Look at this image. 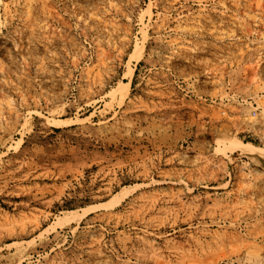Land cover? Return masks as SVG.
Segmentation results:
<instances>
[{
    "label": "rangeland",
    "instance_id": "rangeland-1",
    "mask_svg": "<svg viewBox=\"0 0 264 264\" xmlns=\"http://www.w3.org/2000/svg\"><path fill=\"white\" fill-rule=\"evenodd\" d=\"M235 141L264 149V0H0V264H264Z\"/></svg>",
    "mask_w": 264,
    "mask_h": 264
},
{
    "label": "bare ground",
    "instance_id": "bare-ground-1",
    "mask_svg": "<svg viewBox=\"0 0 264 264\" xmlns=\"http://www.w3.org/2000/svg\"><path fill=\"white\" fill-rule=\"evenodd\" d=\"M232 146L236 149V151L240 152L244 156H247L249 158L251 157L252 159L258 157L264 160V149L254 144H246L241 141H235L232 143Z\"/></svg>",
    "mask_w": 264,
    "mask_h": 264
}]
</instances>
